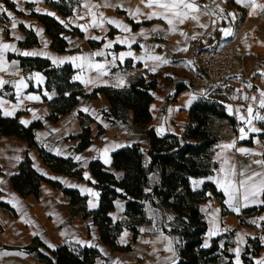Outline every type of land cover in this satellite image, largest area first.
<instances>
[{"label": "crops", "instance_id": "crops-1", "mask_svg": "<svg viewBox=\"0 0 264 264\" xmlns=\"http://www.w3.org/2000/svg\"><path fill=\"white\" fill-rule=\"evenodd\" d=\"M9 1L14 4L13 8L7 7L4 1L0 0V5L12 13L11 17L7 12L0 13V112L4 116L17 117L20 123L28 122L21 123L23 125L41 121L42 125L34 131V140L38 146L56 156L71 157L82 171L81 177L54 172L43 162L37 148L30 146L27 141L15 135H0V200L13 210L11 214L0 206V264H45L34 259L23 248L34 236H38L50 247L65 242L87 246L94 244L102 256L95 264H105L104 256L108 254L113 258L110 264L176 263L179 238L159 226L155 208L148 201L145 202L144 209L146 218L150 221L137 226L138 231L134 238L132 230L123 228L117 236V243L122 246L129 245V249L112 251L101 241L91 216L84 218L80 213L73 211L68 196L62 190H78L86 197L85 206L90 211L98 206L100 197V191L95 187L94 178L88 168L91 160L99 159L109 171L121 176L122 170H116L112 166L111 153L135 143L140 147L145 144L144 159L149 162V156L145 152L148 148V138L144 128L133 123L132 111L127 110L123 120H109L103 115V111H107L110 104L103 93H98L89 101L80 99L70 111L52 121L48 118L51 112L49 101L57 96L58 92L45 87L46 76L42 71L21 67L19 57L39 56L49 59L55 65L70 63L74 69L72 80L79 82L86 92L103 85L124 87L138 78H143L144 83L153 80L155 86L150 103L152 116L145 129L151 128L157 135L167 132L181 134L190 121V105L207 95L212 99H215L214 95H219L196 71L186 49L192 36L212 27L201 5L217 10L227 9L229 12L233 6L243 7L244 23L237 25L233 22L230 27L223 28L231 29V36L235 40L240 34L239 40L245 45V49L260 55L257 59L252 58L249 66H242L244 68L227 79L230 96L236 102L238 131L226 142L227 145H232L231 149L224 148L216 157L213 151L212 157L217 162L213 173L198 178L203 179V182H212L222 194V198L218 200L211 192L207 193L208 197L199 203V209L207 221L210 236L218 238L220 247L227 245L231 248L235 264H245L240 255L249 237L257 238L261 244V248L252 257L253 262H264V231L258 230L264 228V220L261 219L264 217V210L258 209L264 204V195L255 198V202L252 197L245 201L244 190L240 189L237 205V201L229 200L228 193L232 189L225 190L226 177H231L233 166L236 175L232 178L235 180L244 178L239 175L241 172L246 175L253 172L264 173V165L254 163L256 160L264 161V120L252 118L257 115L264 116V108L260 107V100L264 99L261 96L264 92V10L257 7L253 11L251 7L238 4L235 0H195L199 10L193 11L184 8L180 0H175L179 6L172 9V12L186 14L185 24L179 30L177 21L173 20V24L169 25L166 19L159 16L153 17L149 24H145V18L141 17L143 13L165 11L155 5L147 7V0H144V3H141V0H78L79 4L73 12L65 16L57 13L44 0ZM184 2L191 3L192 0ZM27 3L32 5L30 11L52 15L65 29H77L81 35L66 33L65 51L54 50L51 47L52 39L46 33L43 23L21 9L20 5ZM255 3L264 5V0H255ZM137 8L140 9L139 12L136 11ZM176 18H179V15H176ZM25 29L36 34V45L19 44L26 37ZM110 29L113 34L108 32ZM217 29L223 34V31ZM116 36L124 37L125 54L132 53L131 56H124L125 68L123 61L119 59L120 49L115 51L113 47L117 41ZM110 42L112 46L105 47ZM5 44L9 47L4 48ZM25 52L35 55H23ZM97 52H103L104 55H93ZM154 56H160L162 59H152ZM73 57L78 59H72ZM259 59L261 62L257 63ZM163 60L168 63H163ZM96 65L102 67L98 68ZM245 77L250 79L249 84L243 81ZM179 82L184 83L187 88L176 93L175 85ZM251 97L256 99L252 100ZM180 100L182 103L185 100L186 104L181 105ZM249 106L253 108L252 117H249L247 112ZM79 111L93 120L85 121L90 127L91 143L77 151L79 138L76 136L82 130ZM226 112L230 114V109L226 108ZM242 116L245 117L244 120L241 119ZM249 118L252 119L251 124L246 122ZM253 128L259 131H252ZM234 149L260 153L262 158L244 160L234 154ZM26 157L39 174L58 182L61 187L56 188L46 181H41L37 197L33 194L22 196L15 191L11 177L19 173V164ZM158 177V170L151 173L152 180H157ZM259 180L260 177L255 178L257 183ZM234 205L239 207V211ZM249 208L256 210L245 215L243 210ZM123 209V201L117 200V208L110 212L113 221L125 218ZM171 218L169 215L168 220Z\"/></svg>", "mask_w": 264, "mask_h": 264}, {"label": "trees", "instance_id": "trees-1", "mask_svg": "<svg viewBox=\"0 0 264 264\" xmlns=\"http://www.w3.org/2000/svg\"><path fill=\"white\" fill-rule=\"evenodd\" d=\"M7 7H14L9 0H3ZM50 7L61 15H69L79 4L78 0H44ZM27 6L32 5L30 3ZM45 26L46 33L51 37V47L56 51H65L67 45L66 33L81 35L77 29L67 30L52 15L30 12ZM26 37L20 41L21 46H32L38 43L37 36L32 30H26ZM20 65L24 69H37L46 76L45 87L55 89L58 95L49 101L51 112L48 118L58 119L75 106L80 99L89 101L103 93L110 107L103 111V115L111 121H120L127 110L132 111L133 123L144 128L148 138V148L145 151L149 162L144 159V152L139 144H130L111 153L112 166L122 170L121 176L109 171L99 159L89 162L88 168L95 181V187L100 191L98 206L87 210L86 197L78 190L63 188L69 198L71 209L80 213L84 218L91 216L97 226L101 241L112 251H124L129 245H119L117 236L127 228L132 230L133 238L137 233V226L148 223L145 215V202L148 201L156 211L159 226L167 233L179 238L177 244V261L174 264H235L232 252L226 251L227 245L220 247L218 238L208 237L207 221L199 209V203L206 200L211 192L219 200L222 194L217 191L210 181H204L200 187L193 184V179L210 176L217 162L213 159V149L220 141L214 128L211 126L213 118L227 119L233 122L225 106L210 97L199 98L189 109V123L181 134L167 132L157 135L151 128L145 129L151 119L150 103L153 99V80L144 83L143 78L124 87L110 85L98 86L86 92L83 86L72 80L74 71L70 63L52 64L49 59L39 56L19 57ZM187 88L184 83L175 85V92L179 93ZM82 130L76 137L79 142L76 150L80 151L91 143L90 127L85 123L93 119L87 114L78 112ZM42 125L41 121H33L28 125L21 124L17 117L4 116L0 112V135H15L32 147L37 148L43 162L54 172L70 176L81 177L82 168L71 157L56 156L34 140V131ZM101 129L99 128V132ZM19 173L11 177L15 191L22 196L33 194L38 196L39 184L46 181L56 188L61 185L39 174L26 157L19 164ZM159 171L157 180H152L151 173ZM124 204L125 218L112 220L110 212L117 208V200ZM0 206L13 213L9 205L0 200ZM264 210V204L259 206ZM256 208L244 209L248 215ZM169 215L172 216L168 220ZM24 250L34 259L45 264H95L101 257L95 245H81L65 242L55 247L45 244L38 236H34L23 246ZM261 248L257 238H248L247 244L241 253V260L245 264H255L252 257ZM227 258V260H225Z\"/></svg>", "mask_w": 264, "mask_h": 264}, {"label": "built area", "instance_id": "built-area-1", "mask_svg": "<svg viewBox=\"0 0 264 264\" xmlns=\"http://www.w3.org/2000/svg\"><path fill=\"white\" fill-rule=\"evenodd\" d=\"M206 13L212 23L215 17L208 10ZM216 32L214 28H211L191 38L186 48L205 82L219 93L218 101L225 108L229 107L230 115L237 120L236 102L230 96L226 82L229 76L238 73L241 69L240 51L231 40L222 43L223 37ZM234 154L244 160L262 158V154L251 151L241 152L234 149ZM258 230L264 231V228H258Z\"/></svg>", "mask_w": 264, "mask_h": 264}, {"label": "snow or ice", "instance_id": "snow-or-ice-1", "mask_svg": "<svg viewBox=\"0 0 264 264\" xmlns=\"http://www.w3.org/2000/svg\"><path fill=\"white\" fill-rule=\"evenodd\" d=\"M236 3L238 4H243L244 6L246 7H251L253 9V11H255V9L257 7L261 8L262 10H264V5H257L255 3V0H235ZM141 3H144V0H141ZM180 4L183 5L184 8H187V9H191L193 11H198L199 10V6L195 4V0H192L191 3H185L184 0H180ZM156 6L160 9H164L165 11L163 12H151L150 14H148L147 18L148 19H152L153 17H156V16H159L161 18H164L167 20V23L169 25H172L173 24V19L170 18V13L172 16H176V15H179L178 13H175V12H172V9H175L176 7H178L179 5L175 2V0H147V7L151 8L153 6ZM105 6H110V5H105ZM137 12L140 11L139 8L136 9ZM4 12H7V10L2 6L0 5V13H4ZM252 14V13H250ZM7 15L9 17L12 16V13L11 12H7ZM230 16H235L234 13H229ZM185 17H186V14H185ZM193 19H197V17H192ZM180 23H183L184 22V19L181 18ZM109 23H116L115 21H109ZM16 24H15V21L13 20V27H15ZM203 27V25H201ZM173 31L175 30V28L172 29ZM125 31H128V29H125ZM153 31H156V29H153ZM221 31H223L224 35L225 36H229L231 35V29H222ZM94 39L96 37H93ZM117 43L119 42H122V41H116ZM112 46V43L110 42L109 44L105 45V47H111ZM4 48H8L9 46L7 44L3 45ZM23 55H35V53H28V52H25L23 53ZM93 55H97V56H103L104 53L103 52H97V53H94ZM125 55H128V56H131L132 53L131 52H128V53H121L120 56H119V59L122 61L124 56ZM72 59H78V57H73ZM152 59H155V60H161L162 58L160 56H154L152 57ZM163 63H168L167 60H163ZM96 67L100 68L102 67V65H96ZM153 71H155V69H153ZM261 96L264 97V92L261 93ZM245 99H249L248 97H245ZM252 100H255L256 97H251ZM260 107L261 108H264V99H261L260 100ZM247 112H248V115L249 117H252V113H253V108L251 106H249L247 108ZM252 118H255L257 120H264V116H261V115H257L255 117H252ZM242 120L245 119V117H241ZM247 123L251 124L252 122V119L249 118L247 119L246 121ZM21 123H28L27 121H21ZM252 131H259V129H256V128H253ZM241 132H243V129H241ZM225 148H230L232 147V145H224ZM105 151H107V149H105ZM239 151L241 152H244L245 150L244 149H240ZM77 159H80V157H77ZM107 162V161H106ZM255 164H258V165H264V161L262 160H256L254 161ZM236 174L234 172V166H233V172L231 174V177H226V184H227V187H226V191L228 189H232V191H230L228 194H229V200L230 201H237V205H238V201H239V195L238 193L240 192V189H243L244 192H243V199L245 201H248L249 200V197H252L254 198L253 199V202H255V198L261 196V195H264V173H259V172H253L251 175H246L245 172H241L239 173V175L241 177H244L242 179H239V180H235L233 179L232 177H234ZM256 177H260V180L259 182L257 183L255 181V178ZM223 186V185H222ZM264 202V201H262ZM237 205H234V207L236 208L237 211H239V207ZM247 206V205H245ZM262 220H264V217H261ZM253 223H255V221H253ZM143 231V230H141ZM238 251V250H237ZM258 264H264V262H258Z\"/></svg>", "mask_w": 264, "mask_h": 264}, {"label": "rangeland", "instance_id": "rangeland-1", "mask_svg": "<svg viewBox=\"0 0 264 264\" xmlns=\"http://www.w3.org/2000/svg\"><path fill=\"white\" fill-rule=\"evenodd\" d=\"M231 3L232 2H230V4ZM20 6H21V9L23 11H25V13L29 14L31 12L30 11L31 6H27L26 4H24V5L21 4ZM201 9L203 10V12H204V14H205V16H206L208 21H210V20H209V18L207 16L206 10H208L215 17V20L211 23L212 24L211 28H214L215 32H216V28H219L220 32H221V30L224 29L223 27H230V25H232L233 22H235V24H237V25H242L244 23L245 10H244L243 7L233 6V8H231L230 12L227 9H225V10H217V9H214V8H210V7L206 6V5H201ZM229 13H234L235 16L234 17L230 16ZM148 14L149 13H143L141 15V17L145 18V20H144L145 24H149L151 22V20H152V19H148L147 18ZM169 15H170V18H172L174 20V22H176V21L178 22V29L181 30L185 23L184 22L180 23L179 21H180L181 18L184 19L185 15L184 14H179V18H176V16H172L171 14H169ZM262 21H264V20H262ZM221 25H222V28H221ZM108 32L110 34H113V30L112 29H110ZM216 33H218V35H221V36L223 35L222 36L223 37L222 43H226L228 40H231L237 46V48L240 51L241 69L244 68L242 66H249L251 61L253 60L252 58H254V59L259 58L260 54L254 52L253 50L245 49L246 48L245 45L239 40V38L241 37L240 34L235 37V38H237L235 40L231 35L229 37H226L224 35V33L221 34L218 31ZM198 35H200V34H198ZM195 36H197V35H195ZM195 36H192L191 38H193ZM116 37H117V41L119 40V41H122V42H119V43L115 42V45L113 46L115 51L120 49V51H119L120 54L121 53H125V39H124V37H122V36H120V37L116 36ZM191 58L193 60V63H194L196 71H198V73L201 75V72L199 71V69H197V67L195 65V61H194L192 56H191ZM122 61H123V67L125 68V59L123 58ZM260 62L261 61L259 59V61L257 63H260ZM243 81L246 82L247 84H249V82H251L250 79L246 78V77L243 78ZM213 91H215V90H213ZM207 97H209V95H207ZM214 97H215V99L217 101L218 98L220 97V95H214ZM180 102H181V105H185L186 104L185 100L183 102L184 104L182 103L181 100H180ZM227 108L230 109L229 107H227ZM225 110H226V108H225ZM123 115L125 116L126 113L124 112ZM228 115L233 118V120H234L233 122H230L229 120L222 119V118H213L211 120V126L214 128V130L216 131L217 135L220 137V141L217 143V145L213 149L215 157L217 155H219L223 151V149L225 148L224 145H227L226 142H227L228 138H231L233 135L237 134V131H238V129H237L238 126H237V122H236L235 118L232 115H230V114H228ZM260 126H261V124H260ZM144 147H145V144H143L140 148L142 150H144ZM226 149H231V147L230 148H226ZM192 182H193L194 185H196L198 187H200L202 185V183H203L202 179H193ZM208 193L210 194V192H208ZM207 236L211 237L209 232H208ZM226 251L231 252L232 250H231V248L227 247ZM100 258H102V256ZM112 259H113L112 256L110 254H108V255L104 256V263L105 264H110ZM97 260L99 261V258ZM225 260H227V258H225ZM35 264H38V263H35Z\"/></svg>", "mask_w": 264, "mask_h": 264}, {"label": "bare ground", "instance_id": "bare-ground-1", "mask_svg": "<svg viewBox=\"0 0 264 264\" xmlns=\"http://www.w3.org/2000/svg\"><path fill=\"white\" fill-rule=\"evenodd\" d=\"M203 180V179H202Z\"/></svg>", "mask_w": 264, "mask_h": 264}]
</instances>
